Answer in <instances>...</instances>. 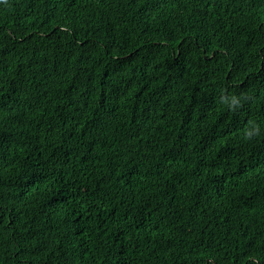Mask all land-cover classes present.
<instances>
[{
    "label": "trees",
    "instance_id": "trees-1",
    "mask_svg": "<svg viewBox=\"0 0 264 264\" xmlns=\"http://www.w3.org/2000/svg\"><path fill=\"white\" fill-rule=\"evenodd\" d=\"M0 264H264V0H0Z\"/></svg>",
    "mask_w": 264,
    "mask_h": 264
},
{
    "label": "clouds",
    "instance_id": "clouds-1",
    "mask_svg": "<svg viewBox=\"0 0 264 264\" xmlns=\"http://www.w3.org/2000/svg\"><path fill=\"white\" fill-rule=\"evenodd\" d=\"M233 105L234 106L238 105V101L236 100V98H233ZM257 132H258V129H257ZM252 134H253L252 132H248L246 134V138H250L252 136Z\"/></svg>",
    "mask_w": 264,
    "mask_h": 264
}]
</instances>
